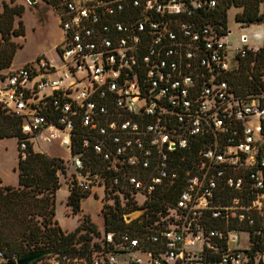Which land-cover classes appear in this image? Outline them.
I'll return each mask as SVG.
<instances>
[{
	"label": "built area",
	"instance_id": "2783aa9c",
	"mask_svg": "<svg viewBox=\"0 0 264 264\" xmlns=\"http://www.w3.org/2000/svg\"><path fill=\"white\" fill-rule=\"evenodd\" d=\"M35 2L59 19L61 64L4 73L0 107L23 159L65 148L68 192H100L103 223L87 255L32 264H264V45L229 62L219 0ZM118 211L129 227L104 231Z\"/></svg>",
	"mask_w": 264,
	"mask_h": 264
},
{
	"label": "trees",
	"instance_id": "16d2710c",
	"mask_svg": "<svg viewBox=\"0 0 264 264\" xmlns=\"http://www.w3.org/2000/svg\"><path fill=\"white\" fill-rule=\"evenodd\" d=\"M264 0H219L217 13L226 22L230 7L241 8L235 21L243 24L264 23ZM22 6L2 3L0 8V72L8 70L21 45L13 39L24 36L21 21ZM17 23L15 24V19ZM236 80L240 81L239 78ZM20 120L6 114L0 107V139L16 138L17 144L23 138ZM76 153V150L73 151ZM26 157H21L18 147L16 187L1 185L0 179V251L17 254L19 257L32 252L49 251L83 257L91 247H97L94 237H99L96 227L84 217L72 232H63L55 220V192L60 187L58 172L62 171L61 160L33 150L26 143ZM87 197L76 191H69L66 205L75 215L80 211V199ZM122 212L102 213L104 231L124 229ZM93 239V240H92ZM43 258V257H42ZM40 258V259H42Z\"/></svg>",
	"mask_w": 264,
	"mask_h": 264
},
{
	"label": "rangeland",
	"instance_id": "374dc122",
	"mask_svg": "<svg viewBox=\"0 0 264 264\" xmlns=\"http://www.w3.org/2000/svg\"><path fill=\"white\" fill-rule=\"evenodd\" d=\"M2 3L9 6H22L23 14L21 17L24 26V36L17 37L14 42L21 45L17 50L13 59L11 69L16 70L24 65L31 63L39 56H44L48 60L60 65L61 62L57 57L55 47L62 42V32L59 27V19L57 15L48 9L44 4L35 2L32 4L30 0H0V8ZM241 10L232 6L227 12L226 35L222 38L227 46L229 62L235 55V49L239 46L246 45L249 49H261L264 45V26L263 23L241 24L235 21L234 17L240 13ZM15 19V24L17 23ZM246 37V43L241 42L242 37ZM9 71V70H8ZM7 70L0 72V79ZM17 141L16 138L0 139V179L1 185L16 187L18 184L17 175V154H16ZM36 152L44 153L49 157L58 159L69 160V169L66 175L59 174L60 187L55 192V220L57 221L60 229L65 233L72 232L77 228L84 217H88L90 223L96 227L97 232L100 234L102 230V218L99 214L101 210L102 194L97 192V196L88 195L80 199V211L73 215L71 209L66 205L68 187L66 179L73 173L74 168L71 166L72 158L69 156L65 148H61L54 144L41 143ZM94 240L97 237L93 238ZM92 239V240H93ZM244 242L245 235H241ZM134 255H140L133 253Z\"/></svg>",
	"mask_w": 264,
	"mask_h": 264
},
{
	"label": "water",
	"instance_id": "95a60500",
	"mask_svg": "<svg viewBox=\"0 0 264 264\" xmlns=\"http://www.w3.org/2000/svg\"><path fill=\"white\" fill-rule=\"evenodd\" d=\"M30 2H33V0H30ZM130 216H128L126 219H129ZM53 254L52 252L49 251H43V252H33L26 254L24 256H21L17 260V264H32L35 261L39 260L42 257H46Z\"/></svg>",
	"mask_w": 264,
	"mask_h": 264
},
{
	"label": "crops",
	"instance_id": "0c3cea01",
	"mask_svg": "<svg viewBox=\"0 0 264 264\" xmlns=\"http://www.w3.org/2000/svg\"><path fill=\"white\" fill-rule=\"evenodd\" d=\"M232 8V7H231ZM237 9H240L241 11H242V9L241 8H237ZM229 10V9H228ZM228 10H227V12H228ZM227 12H226V18H227ZM234 19H235V17H234ZM241 24H243V23H241ZM227 26V25H226ZM228 33H230V31H227ZM12 65V64H11ZM12 67L10 66V68L8 69V70H10ZM7 70V71H8ZM16 154H17V161H18V149L16 148ZM2 182V181H1ZM5 186V185H4ZM13 187V186H12ZM67 196H68V193H67ZM63 232H65V231H63Z\"/></svg>",
	"mask_w": 264,
	"mask_h": 264
}]
</instances>
